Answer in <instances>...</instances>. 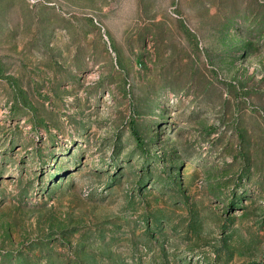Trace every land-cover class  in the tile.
Returning a JSON list of instances; mask_svg holds the SVG:
<instances>
[{
  "label": "rangeland",
  "instance_id": "rangeland-1",
  "mask_svg": "<svg viewBox=\"0 0 264 264\" xmlns=\"http://www.w3.org/2000/svg\"><path fill=\"white\" fill-rule=\"evenodd\" d=\"M0 264H264V0H0Z\"/></svg>",
  "mask_w": 264,
  "mask_h": 264
},
{
  "label": "trees",
  "instance_id": "trees-1",
  "mask_svg": "<svg viewBox=\"0 0 264 264\" xmlns=\"http://www.w3.org/2000/svg\"><path fill=\"white\" fill-rule=\"evenodd\" d=\"M138 144L143 147V141L141 139L138 138Z\"/></svg>",
  "mask_w": 264,
  "mask_h": 264
}]
</instances>
